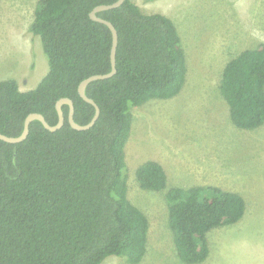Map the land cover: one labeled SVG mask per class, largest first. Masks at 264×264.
<instances>
[{
    "label": "trees",
    "instance_id": "trees-1",
    "mask_svg": "<svg viewBox=\"0 0 264 264\" xmlns=\"http://www.w3.org/2000/svg\"><path fill=\"white\" fill-rule=\"evenodd\" d=\"M114 1L38 0L29 31L40 39L48 70L28 90L0 79V133L19 135L31 112L55 124L62 97L72 100L76 122L91 119L95 106L78 85L110 70L112 33L89 12ZM96 15L115 27L117 44L115 73L85 89L99 108L94 123L71 127L63 103L61 127L51 131L33 119L21 141L0 139V264H100L110 255L138 264L146 253L149 222L127 196L131 108L178 94L186 58L174 22L161 12L124 0ZM219 89L234 125L264 123V42L227 61ZM135 176L142 189H166L167 173L156 160L142 162ZM163 196L177 256L188 264L208 257L212 229L238 222L246 210L239 192L216 184L171 186Z\"/></svg>",
    "mask_w": 264,
    "mask_h": 264
},
{
    "label": "rangeland",
    "instance_id": "rangeland-1",
    "mask_svg": "<svg viewBox=\"0 0 264 264\" xmlns=\"http://www.w3.org/2000/svg\"><path fill=\"white\" fill-rule=\"evenodd\" d=\"M175 24L186 58L178 94L131 108L125 147L127 196L149 222L146 253L138 264H188L177 256L164 192L171 186L216 184L239 192L246 210L236 223L208 233L209 255L196 264H264V123L233 124L219 84L227 61L264 42V0H134ZM38 0H0V79L20 90L36 86L48 70L40 39L32 35ZM153 159L168 174L166 189H142L135 170ZM100 264H127L110 255Z\"/></svg>",
    "mask_w": 264,
    "mask_h": 264
},
{
    "label": "water",
    "instance_id": "water-1",
    "mask_svg": "<svg viewBox=\"0 0 264 264\" xmlns=\"http://www.w3.org/2000/svg\"><path fill=\"white\" fill-rule=\"evenodd\" d=\"M124 0H115L112 3L109 4H98L96 5L90 12L89 15L92 19L94 20H98L100 22L105 23L111 30L112 33V45H111V51H110V61H111V68L108 72L106 73H95V74H91L87 77H85L84 79H82L78 85V93L79 95L85 99L86 101L92 103L95 106V112L93 114V116L91 117V119L85 123V124H80L78 122H76L73 119V112H74V107H73V102L70 98L68 97H62L60 99H58V101L56 102V109H57V113H58V119L57 122L53 125H50L43 117L42 114L38 113V112H31L29 114L26 115L25 119H24V123H23V128L22 131L20 132L19 135L16 136H8L5 135L3 133H0V139L7 141V142H18L21 141L22 139H24L28 133V129H29V123L30 121H32L33 119H37L39 121H41V123L44 125L45 128L54 131L55 129L61 127V125L63 124L64 121V116H63V112L61 109V105L63 103L68 104L69 106V110H68V122L71 125V127L78 129V130H82V129H87L89 128L94 121L97 119L98 115H99V108L98 106L95 104V102L86 95L85 93V89L88 85V83L94 79H99V78H106L111 76L112 74L115 73L116 68H115V51H116V44H117V32L115 27L112 25V23L108 20H105L101 17H98L96 15L97 11L103 10V9H109V8H113V7H117L118 5H120Z\"/></svg>",
    "mask_w": 264,
    "mask_h": 264
},
{
    "label": "crops",
    "instance_id": "crops-1",
    "mask_svg": "<svg viewBox=\"0 0 264 264\" xmlns=\"http://www.w3.org/2000/svg\"><path fill=\"white\" fill-rule=\"evenodd\" d=\"M164 168V167H163ZM165 169V168H164ZM166 171V170H165ZM167 173V172H166ZM167 176H168V174H167Z\"/></svg>",
    "mask_w": 264,
    "mask_h": 264
}]
</instances>
